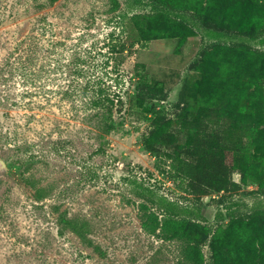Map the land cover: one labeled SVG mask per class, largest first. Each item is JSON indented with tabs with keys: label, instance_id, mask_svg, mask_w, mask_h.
I'll list each match as a JSON object with an SVG mask.
<instances>
[{
	"label": "rangeland",
	"instance_id": "rangeland-1",
	"mask_svg": "<svg viewBox=\"0 0 264 264\" xmlns=\"http://www.w3.org/2000/svg\"><path fill=\"white\" fill-rule=\"evenodd\" d=\"M162 10L154 0H0V264H216L212 237L198 246L191 230L225 229L232 215L264 209L255 182L223 203L222 193L188 194L145 149L151 117L136 107L138 96L146 110L179 117L204 52L236 42L264 51V35L229 37L185 13L194 33L184 45H131L133 16L150 26ZM139 66L149 83L139 85ZM95 89L122 95L119 129L107 132L91 109ZM171 132L185 140L178 126ZM228 254L219 264H234Z\"/></svg>",
	"mask_w": 264,
	"mask_h": 264
},
{
	"label": "trees",
	"instance_id": "trees-1",
	"mask_svg": "<svg viewBox=\"0 0 264 264\" xmlns=\"http://www.w3.org/2000/svg\"><path fill=\"white\" fill-rule=\"evenodd\" d=\"M154 1L164 10L151 16L150 26L143 25L139 15L133 16V46H144L160 37L178 38L179 45H184L194 33L180 16L185 13L206 25L214 22L229 37L257 40L264 35V0ZM113 47L116 53L127 50L120 41ZM201 59L197 65L201 78L195 83L193 101L177 104L179 117L168 118L166 111L155 105L146 110L136 96V107L151 117L148 130L142 134L143 145L157 157V167L169 165V175L180 180L196 199L222 193L223 203L249 182L257 183L258 191L264 193V51L236 42L215 46ZM141 67L137 77L139 85H144L149 83V75ZM152 91L163 92V83L154 84ZM93 92L90 107L104 119L106 131L119 129L115 114L123 109L122 95L103 89ZM177 126L184 141L171 132ZM173 144L171 152L161 149ZM235 172L241 174V182L234 180ZM218 229L202 227L190 232L198 246L212 237L216 264L228 253L234 264H264V209L232 215L227 228ZM198 253L201 255V250Z\"/></svg>",
	"mask_w": 264,
	"mask_h": 264
}]
</instances>
